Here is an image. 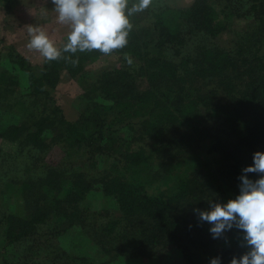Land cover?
Segmentation results:
<instances>
[{"label": "trees", "instance_id": "16d2710c", "mask_svg": "<svg viewBox=\"0 0 264 264\" xmlns=\"http://www.w3.org/2000/svg\"><path fill=\"white\" fill-rule=\"evenodd\" d=\"M234 17L251 31L234 30ZM130 22L127 46L112 53L119 67L100 73L88 69L105 56L98 50L42 66L9 50L30 92L0 73V111L22 116L0 123L14 148L0 155V246L79 228L93 232L101 264H230L249 250L243 233L214 239L194 209L235 199L242 170L264 152V0H152ZM63 72L82 83L76 121L52 95ZM187 159L197 163L187 175L168 171ZM95 193L110 207L89 204Z\"/></svg>", "mask_w": 264, "mask_h": 264}, {"label": "rangeland", "instance_id": "374dc122", "mask_svg": "<svg viewBox=\"0 0 264 264\" xmlns=\"http://www.w3.org/2000/svg\"><path fill=\"white\" fill-rule=\"evenodd\" d=\"M193 1L167 0L170 5L178 8L189 6ZM53 8L51 0H13L9 10L0 3V73L9 69L10 73L16 74L20 79L23 93L30 92L27 75L9 60L7 54L9 50H12L14 54L26 58L33 66H42L45 61L44 57L38 51L28 47L30 40L28 28L29 26L43 27L56 46L60 48L65 42L68 29L57 23ZM251 24V21L246 18L234 17L232 19V28L236 31H251ZM221 39L222 45H229L234 40V36L228 33L224 34ZM120 58L113 54L105 55L88 69L90 72L100 73L113 67H119ZM82 91V83L78 79H72L66 72L61 73L60 81L52 95L68 120L76 121L82 116L83 101L80 98ZM21 120L22 116L17 108L9 113L0 111V123L11 124ZM6 150L12 152L14 148L11 144L0 140V155ZM194 161L187 159L185 162H175V165L171 163L168 171L177 172L178 175H187L191 171V165L197 164ZM4 201L0 195V205ZM88 203L96 209L110 207L109 201L104 198L100 199L98 193L92 194ZM78 232L79 228L72 229L68 234L57 238L41 231L38 235L27 238L16 245L7 247L1 245L0 264H26L27 261L29 264H90L91 260L93 264H101L100 257L96 258L98 247L93 232L89 231L86 236L77 235Z\"/></svg>", "mask_w": 264, "mask_h": 264}, {"label": "clouds", "instance_id": "9594fccd", "mask_svg": "<svg viewBox=\"0 0 264 264\" xmlns=\"http://www.w3.org/2000/svg\"><path fill=\"white\" fill-rule=\"evenodd\" d=\"M52 11L59 25L67 31L66 43L58 48L43 27L29 26V49L38 51L46 61L62 58L63 53L98 50L110 55L127 46L133 28L130 17L143 12L152 0H51ZM129 64L132 60L125 56ZM72 63H78V58ZM249 174L259 178L251 179ZM239 194L226 203L209 201L205 210L194 209L201 222L212 225L214 239L236 228L243 233L242 247L249 249L242 256L233 257L230 264H264V152L253 154V163L242 170ZM210 264H221V258H212Z\"/></svg>", "mask_w": 264, "mask_h": 264}]
</instances>
